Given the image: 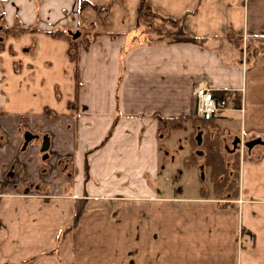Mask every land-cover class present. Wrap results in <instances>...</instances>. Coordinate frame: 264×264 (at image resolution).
<instances>
[{
  "label": "crops",
  "instance_id": "crops-1",
  "mask_svg": "<svg viewBox=\"0 0 264 264\" xmlns=\"http://www.w3.org/2000/svg\"><path fill=\"white\" fill-rule=\"evenodd\" d=\"M82 1L0 0V264H264V150L224 206L167 193L159 135L207 86L230 98L220 129L264 141V51L229 39L264 41V0ZM143 1L195 42L150 43ZM85 21V48L51 35Z\"/></svg>",
  "mask_w": 264,
  "mask_h": 264
},
{
  "label": "rangeland",
  "instance_id": "rangeland-1",
  "mask_svg": "<svg viewBox=\"0 0 264 264\" xmlns=\"http://www.w3.org/2000/svg\"><path fill=\"white\" fill-rule=\"evenodd\" d=\"M86 6L88 5L84 3L83 8H85ZM146 6H148V4H146ZM106 13L107 12H102L101 16H99V22L103 23L105 27L107 25ZM159 17L162 18L164 16H162L161 14L156 15V13H150L147 9L143 10L142 14H140L139 16L138 22L143 25L141 29H143V31L147 35L148 41V34H151L152 36L156 37L155 34L162 26L165 28H162L163 33H167V31L175 33L178 30L176 29L177 27L173 29L169 25L164 26L163 21H161ZM95 25L96 24L94 23L85 21L84 23H82V25L78 27L77 30L71 31V36L72 34L80 33L82 37L80 39V45L84 43L87 44L90 40L100 34L98 33ZM15 32L17 34L18 30H15ZM66 34L68 35L70 42L75 45L76 42L72 39V37L69 36L70 32ZM0 35L5 34H1L0 32ZM229 39L231 44L235 48L237 47L239 49H248V59L251 58V54L255 56L256 54H259L264 51V48H262L264 46L263 40H251L248 38L240 40L237 37H230ZM168 41L169 40L166 39L163 42ZM190 118V120L176 122L175 127H177L178 129L172 132H162V135H164V137H168V142L167 144L166 142L163 143V148H169L168 156H165L166 158H164L163 156L164 152L161 155V161L163 162L164 167L167 168V180L170 181V185H168L167 188V193L172 194V196H193L199 193L201 197V189L204 188L205 191H207L209 198L216 200L212 194L213 186L210 182L209 173L206 172L203 168V154L201 150L191 146V140L193 142V140H195L199 135H203L204 137L207 135V133H209V136L214 137L216 133H219L220 135H222L221 140L223 141L225 158L230 161V164H233L234 162V154H232V151L239 153L238 155H240V160H242L243 156H246L249 150L245 147L244 143L236 144L238 140L234 139L235 136L229 137L223 129H220V131L218 132L215 130L206 129L204 125L194 122L198 121L195 116H192ZM258 149L264 150L263 147H259ZM192 153H194L197 158L198 165L196 168L189 167V165H192L195 162V159L193 157H190ZM171 160L174 161L172 162ZM165 161L166 163H164ZM199 183H201L200 192ZM217 201H219V203L224 206L232 204L231 197L228 195L223 196L222 199H219Z\"/></svg>",
  "mask_w": 264,
  "mask_h": 264
},
{
  "label": "trees",
  "instance_id": "trees-1",
  "mask_svg": "<svg viewBox=\"0 0 264 264\" xmlns=\"http://www.w3.org/2000/svg\"><path fill=\"white\" fill-rule=\"evenodd\" d=\"M146 4L147 3H145L144 1L141 3V6L139 8V16L140 14H142V11L145 9H147L150 13H154L152 9L150 8V6H146ZM83 7H84V3L82 0H80V8L82 9ZM159 19L163 21L164 26L169 25L173 29L177 27L176 29L178 30L175 33L169 32V31H167V33H163L162 28L164 27L162 26L158 30L157 33L155 32L156 37L152 36L151 34L150 35L148 34L150 43L163 42L166 39L169 40L168 42L174 43V44L185 43V42H195L193 39H190L184 34L180 21L167 19L164 17L162 18L159 17ZM138 25L142 26L140 22H138ZM51 35H53L54 37H61V38L67 39L70 42L68 35L64 31L57 30ZM73 35L74 34H72L71 36L70 34L69 36L72 37L73 39ZM81 38L82 37L80 34V37L77 40L73 39L76 42L75 45H73V43L70 42L71 46L72 47L74 46L73 48L75 50L76 48L79 47L78 45H80ZM87 44L84 43L83 46L84 45L85 46L83 48H85ZM76 57H77L76 52L72 53L71 58L73 59V61L76 60ZM190 119L191 118H185V119L166 121V122L159 119L160 135L164 136L162 135V132L164 131L172 132L178 129L177 127H175L176 122H181V121L190 120ZM194 122L204 125L206 129L215 130L217 132L220 131L218 120L206 121V120L198 119V121H194ZM221 136L222 135H220L219 133H216L214 137L209 136V133H207V135L204 137L203 135H199L195 140H193V142L191 140V146L194 148H198L199 150H201L203 154V161H204L203 168L206 172L209 173L210 182L213 186L212 194L215 197V199L219 200V199H222L223 196L228 195L231 197V200L234 201L239 197V194H240L239 181H240L241 160H240V155H238L239 153L232 151V154H234V162L233 164H230V161H228L225 158L223 141L221 140ZM190 157H193L195 159V162L192 165H189V167L196 168L198 165L196 155L192 153ZM201 197L209 198L208 193L207 191H205L204 188L201 189ZM80 214H81V211L79 209L77 211L76 221H78Z\"/></svg>",
  "mask_w": 264,
  "mask_h": 264
},
{
  "label": "built area",
  "instance_id": "built-area-1",
  "mask_svg": "<svg viewBox=\"0 0 264 264\" xmlns=\"http://www.w3.org/2000/svg\"><path fill=\"white\" fill-rule=\"evenodd\" d=\"M194 97L196 109L194 116L206 121L219 120L228 111L230 98L228 96L217 97L215 92L207 86L196 88Z\"/></svg>",
  "mask_w": 264,
  "mask_h": 264
},
{
  "label": "water",
  "instance_id": "water-1",
  "mask_svg": "<svg viewBox=\"0 0 264 264\" xmlns=\"http://www.w3.org/2000/svg\"><path fill=\"white\" fill-rule=\"evenodd\" d=\"M80 37V34L77 33V34H74L73 35V39L77 40L78 38ZM25 144H24V150L28 147V145L34 140V139H37L36 137H33L31 134H27L25 137ZM240 140L237 141L236 144H240ZM245 147L248 149V150H252L254 149L255 147H263L264 148V141L261 140V139H257V140H254V141H251V142H248L245 144ZM50 150V140L48 137H45L43 139V142H42V146H41V152L43 154H47ZM47 158V157H46Z\"/></svg>",
  "mask_w": 264,
  "mask_h": 264
},
{
  "label": "flooded vegetation",
  "instance_id": "flooded-vegetation-1",
  "mask_svg": "<svg viewBox=\"0 0 264 264\" xmlns=\"http://www.w3.org/2000/svg\"><path fill=\"white\" fill-rule=\"evenodd\" d=\"M27 134H31L33 137H36V138H37V137H40L39 135H35V134H33V133H30V132L25 133L24 137H25ZM42 137H48V136L45 135V136H42ZM37 139H38V138H37ZM42 142H43V141H42ZM45 155H46V154H45ZM46 157H47V156H45L44 158L47 159Z\"/></svg>",
  "mask_w": 264,
  "mask_h": 264
}]
</instances>
